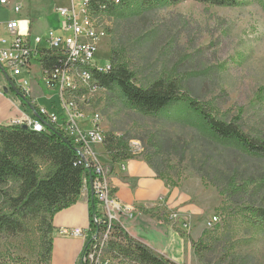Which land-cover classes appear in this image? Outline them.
<instances>
[{
  "label": "rangeland",
  "instance_id": "rangeland-1",
  "mask_svg": "<svg viewBox=\"0 0 264 264\" xmlns=\"http://www.w3.org/2000/svg\"><path fill=\"white\" fill-rule=\"evenodd\" d=\"M133 1L118 16H100L108 37L94 60L103 65L112 48L121 50L139 85L177 71L184 90L208 104L217 118L238 121L251 137H264V0H241L237 7ZM41 88L45 94L39 106L62 113L58 92L44 81ZM78 107L87 122L98 114L103 132L126 139L133 157L151 159L170 187L191 196L202 213L195 225L202 245L193 264H264V231L247 227L240 215L243 204L264 205V189L258 185L264 179V158L199 133L182 106L145 116L133 111L119 90L99 88L81 98ZM231 178L238 183L253 179L257 186L232 197L227 189ZM7 192L15 195L14 189ZM1 208L10 209L0 197ZM213 216L218 220L209 226ZM23 225L20 233L0 234V264H48L40 257V218L28 217ZM105 256L112 264H141L107 250Z\"/></svg>",
  "mask_w": 264,
  "mask_h": 264
},
{
  "label": "trees",
  "instance_id": "trees-1",
  "mask_svg": "<svg viewBox=\"0 0 264 264\" xmlns=\"http://www.w3.org/2000/svg\"><path fill=\"white\" fill-rule=\"evenodd\" d=\"M185 0H141L142 5H175ZM218 7H237L241 0H193ZM135 1L127 0L115 5L109 0H91L89 8L93 14L118 16ZM44 70L60 65L58 56L50 49L40 50L37 58ZM109 72H97L92 69L93 78L98 86L113 93L119 90L129 107L145 116H158L176 106H182L190 118L195 120L199 133L222 142L237 146L245 153L264 158V137L255 138L245 133L238 121H225L217 118L208 107L184 90L183 78L179 72L169 70L157 79L145 85L136 83L137 73L131 69L122 51L111 49ZM22 102L31 105L27 96ZM34 108V107H33ZM35 111L36 108H34ZM45 129L37 131L21 124L0 125V197L10 207L9 211L0 209V234H17L23 231V220L28 217L40 218L41 260L48 263L52 256L54 215L71 205L79 198L85 185L90 184L94 175L92 168L81 162L78 143L60 130L55 124L45 122ZM104 152L111 161L121 162L133 157L129 142L113 132H104ZM148 163L161 177L157 165L148 159ZM264 189V179L258 184ZM256 187L253 179L238 183L235 178L228 182V193L232 197L248 193V188ZM14 189L15 195L7 192ZM240 215L244 225L264 231V205L243 204ZM90 225L84 250L78 264L94 237L103 230L101 204L92 193L89 197ZM202 240L192 241L195 253H199ZM107 251L117 256L125 255L141 264H178L156 253L149 246L131 237L121 224H114L112 237ZM108 262L104 264H112ZM13 264H24L15 261Z\"/></svg>",
  "mask_w": 264,
  "mask_h": 264
},
{
  "label": "crops",
  "instance_id": "crops-1",
  "mask_svg": "<svg viewBox=\"0 0 264 264\" xmlns=\"http://www.w3.org/2000/svg\"><path fill=\"white\" fill-rule=\"evenodd\" d=\"M8 2H0V34H7L4 26L6 22L27 18L30 21V36L33 40L46 38L52 30L58 32L61 16L57 8L70 5L69 0ZM15 6L21 7L19 13L15 12ZM40 47L47 49L48 45L42 42ZM22 79L28 82L31 89V95L28 96L31 105L23 103L14 90L5 92L8 81L0 76V125L15 124L29 115L39 119L34 108L40 107L37 101L45 92L41 88L43 68L37 58L32 60L29 70L13 78L16 83ZM80 125L84 129L91 127V123L86 119L81 120ZM93 149L105 167L115 198L121 204L134 208L136 212L134 218L122 220L121 225L128 234L165 258L178 264H193L195 251L192 241L201 237L200 228L195 225L202 213L191 196L178 188L170 187L143 158L132 157L113 163L105 154L103 145L94 144ZM123 164L126 166L125 170L121 168ZM92 193L94 194V191L90 181L73 205L54 215L52 256L48 264H78L87 237L66 236L61 230L89 228V197Z\"/></svg>",
  "mask_w": 264,
  "mask_h": 264
},
{
  "label": "built area",
  "instance_id": "built-area-1",
  "mask_svg": "<svg viewBox=\"0 0 264 264\" xmlns=\"http://www.w3.org/2000/svg\"><path fill=\"white\" fill-rule=\"evenodd\" d=\"M69 6H59L57 12L61 16L59 31H49L46 38L30 36V21L27 18L13 19L4 24L7 34H0V76L6 79V73L13 78L29 70L32 60L40 57L42 42L48 45L58 56L60 65L44 70L43 81L49 89L56 90L59 94L63 112H49L45 107L36 108L38 118L25 116L15 124L28 125L37 131L45 129V122L55 124L60 130L72 137L78 143V153L81 162L92 168L93 191L100 204L103 221L95 218L96 222H103L104 227L96 235L86 251L82 260L84 264H104L108 260L105 256L109 240L112 237L114 224L122 223L123 219H132L135 216L134 208L121 204L114 196L111 185L107 179L104 165L98 154L93 149L94 144H103L104 132L99 126L100 116L95 114L89 129L80 126V121L85 119V114L79 110L78 102L98 86L93 78L92 69L97 72H109L111 64L107 61L99 65L94 59L100 43L108 37V31L100 21V16L93 14L89 8L91 0H69ZM115 5H120L127 0H109ZM8 4V0H0ZM14 10L19 13L20 6ZM14 81V80H13ZM21 94L31 95V89L26 80L16 83ZM8 84V83H7ZM122 169L126 166L121 165ZM218 220L213 216L208 225H213ZM89 229V228H88ZM88 229L64 228L61 233L66 236L86 238Z\"/></svg>",
  "mask_w": 264,
  "mask_h": 264
},
{
  "label": "water",
  "instance_id": "water-1",
  "mask_svg": "<svg viewBox=\"0 0 264 264\" xmlns=\"http://www.w3.org/2000/svg\"><path fill=\"white\" fill-rule=\"evenodd\" d=\"M6 79L8 81V86H6V88L4 89L5 92H8L9 89H12L14 90L21 98H22V95L18 89V87L16 86V84L14 83V81L11 79V77L6 73ZM25 127H28V125H24ZM91 184L93 182L92 180V177H91Z\"/></svg>",
  "mask_w": 264,
  "mask_h": 264
}]
</instances>
